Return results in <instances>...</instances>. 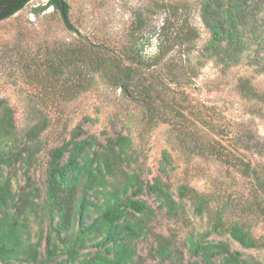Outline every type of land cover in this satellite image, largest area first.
<instances>
[{"label":"rangeland","instance_id":"374dc122","mask_svg":"<svg viewBox=\"0 0 264 264\" xmlns=\"http://www.w3.org/2000/svg\"><path fill=\"white\" fill-rule=\"evenodd\" d=\"M64 1L74 30L53 7L42 10L48 0H31L0 22V100L13 125L11 134L0 125V150L20 151L33 128L45 127L28 144L41 149L34 163L2 165L0 180L9 178L17 194L40 189L34 201L41 206L56 148L80 131L79 140L94 137L103 145L128 137L134 158L125 170L148 182L160 178L180 207L172 216L154 196L142 197L156 215L145 218L147 234L134 244L137 264H186L189 238L210 231L219 211L227 225L238 222L264 241V192L253 173L264 178V52H246L237 65L205 56L203 0ZM258 18L264 36V12ZM126 66L133 68L128 90L115 80ZM180 186L209 199L202 216L179 198ZM37 210L27 217L24 240L42 239L44 255L47 236L55 234ZM78 228L73 224L68 235ZM208 240H223L243 259L264 264L262 248L245 249L227 235ZM161 244L170 247L168 258L158 255ZM93 250H82L80 259Z\"/></svg>","mask_w":264,"mask_h":264},{"label":"trees","instance_id":"16d2710c","mask_svg":"<svg viewBox=\"0 0 264 264\" xmlns=\"http://www.w3.org/2000/svg\"><path fill=\"white\" fill-rule=\"evenodd\" d=\"M30 1L0 0V22L21 11ZM48 7L59 11L66 26L74 30L68 19L66 1L48 0L42 10ZM200 12L210 33V40L204 48V55L209 59L217 58L226 65H237L246 52H254L257 57L264 52V36L258 25V17L264 12V0H203ZM255 45L258 49H253ZM162 47L163 40L160 49ZM261 59L264 60V56ZM121 70H124L123 75L115 77L116 83L128 90L127 80L132 77L133 68L126 66ZM239 88L242 92L249 89L245 85ZM4 102L0 100V125L6 123L5 132L11 134L12 111ZM44 128H38L37 132L33 128L20 151L14 152L11 148L7 153L0 150V169L2 165L13 167L19 162L31 166L41 149L38 145L34 148L28 144L37 141ZM82 133L80 131L52 152L48 187L41 206L34 201L40 198V189L17 194L13 193L9 178L0 180V264H55L64 256L59 264H137L134 244L147 234L145 218L156 215L142 197L154 196L161 202L160 208H167L172 216L180 208L168 184L160 178L148 182L139 172L125 170L123 163L128 162L130 167L129 162L134 158V153H129L128 137L120 136L116 142L103 145L94 137L79 140ZM217 153L221 155L219 151ZM162 171L167 173L165 168ZM253 173L264 192V178L257 171ZM178 196L190 200L198 216L206 212L209 204L206 196L187 186L179 187ZM91 207L98 214L95 218H92ZM37 208L50 218L57 239L55 241L50 234L47 236L44 255L41 252L42 239L32 243L28 236L24 240L28 233L27 217L37 215ZM260 212L264 216V208ZM21 216L25 218L21 220ZM213 221L210 231L198 239L189 238L190 260L186 264H252L239 252L232 251L227 242L208 240L214 234L227 235L245 249H264V241L256 240L240 223L227 225L221 211ZM75 223L79 228L75 234L68 235ZM87 242L91 245L88 246ZM88 247L95 250L80 259L81 251ZM157 253L165 259L172 251L169 246L161 244Z\"/></svg>","mask_w":264,"mask_h":264}]
</instances>
